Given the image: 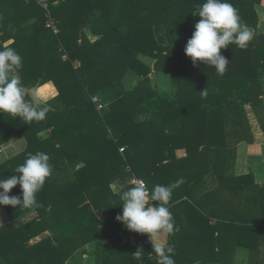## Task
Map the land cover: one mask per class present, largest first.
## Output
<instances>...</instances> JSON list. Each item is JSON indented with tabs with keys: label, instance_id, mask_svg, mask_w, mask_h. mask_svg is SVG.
<instances>
[{
	"label": "trees",
	"instance_id": "obj_1",
	"mask_svg": "<svg viewBox=\"0 0 264 264\" xmlns=\"http://www.w3.org/2000/svg\"><path fill=\"white\" fill-rule=\"evenodd\" d=\"M260 1L229 0L242 22L253 29V39L246 49L235 44L221 49L229 63L226 72L218 75L214 67L201 61L193 64L184 53L199 20L192 12L204 0H59L51 8L56 32L46 26L48 18L33 0H0V48L10 46L22 57L17 74L23 85L30 89L38 81L39 86L52 81L57 89L41 105L49 109L42 121L27 124L18 116L0 113V144L22 134L27 138L23 153L0 161V178L20 175L14 171L28 153L45 152L53 165L52 174L36 194L38 207L4 205L12 219L29 212L36 215L0 227V264H69L79 248L91 243L96 244L90 251L94 264H156L148 239L115 220L121 201L110 183L120 179L125 184L126 165L151 191L156 184L172 183L169 166L180 170L172 176L186 177L192 173L185 166L205 164L218 186L202 198L225 211L237 196L235 211L240 208L245 191L254 183L232 187L220 179L219 148L203 145L198 154L184 158H176L174 152L182 146L191 150L193 134L187 126L192 116L236 117L238 124L226 136L234 144L250 137L244 106L249 104L264 131ZM140 55L155 57L154 68ZM128 71L138 80L124 88ZM151 71L160 72L166 80L154 85ZM203 90L206 96L201 95ZM95 94L106 103L100 113L91 100ZM26 99L32 100L30 94ZM217 124L221 123H211ZM49 128V136L38 137ZM120 146H125L123 154ZM179 186L182 190L172 194L169 210L184 196L183 184ZM20 194L19 185L9 192ZM255 203L264 211V202ZM248 227L246 223L240 227L243 234L238 235V242L254 250L256 234H245ZM45 231L49 234L28 242ZM125 235L128 242L122 244ZM220 239L217 236L214 241L218 244ZM137 249L142 251L139 257L134 255ZM212 255L211 262L201 264H223L229 258L222 251ZM174 259L175 264L201 262L197 257L185 261L177 250Z\"/></svg>",
	"mask_w": 264,
	"mask_h": 264
},
{
	"label": "crops",
	"instance_id": "obj_2",
	"mask_svg": "<svg viewBox=\"0 0 264 264\" xmlns=\"http://www.w3.org/2000/svg\"><path fill=\"white\" fill-rule=\"evenodd\" d=\"M259 8L263 10L259 14L260 17V15L263 16L264 6L259 4ZM44 17H46L45 13ZM260 23L261 18H259L258 30L264 33V28H260ZM251 31L253 32V29ZM141 59L144 61L143 58ZM48 83L52 84L54 94L42 98L45 102L57 94V89L52 81H48L41 86ZM41 86L37 88L36 94ZM262 98L264 100V94ZM94 106L97 109V105L94 104ZM244 106L251 130L249 138L242 139L234 144H229L232 139L227 140L226 136L238 124L236 117L226 116L225 118L212 120L210 115L192 116L188 118L190 126H187L189 129L188 132L193 134V138L190 137L189 140L191 150L182 146L174 152L176 158H184L190 153L198 154L203 145L219 148L222 158L218 168L219 178L227 180L232 187L243 183H254L249 190L247 189L245 191V197L242 199V204L240 208L238 207L237 211H235L237 196H234V199H230V207L225 210L229 212L228 214L220 207H215L210 204L211 202L202 198L203 194L212 191L218 186L215 174L205 164L196 163L192 164V167L185 166V170L192 173V176H190L182 170V172L186 173V177L172 176V172L176 174L180 170L176 166H169L170 174L168 175L172 183L183 179V183L181 184L184 187L182 191L184 192V196L176 202L175 207L172 206V209H170L175 221V231L167 237V242L179 252V256L185 261L189 262L194 260L192 258L197 257L200 261L208 260L211 262L212 259L209 257L213 256L212 253L222 251L227 254V258L229 257V261L223 260V264H264V211L260 208V204L255 203L256 201L264 202V189L262 187L259 188V186L264 185V131L252 111L251 106L249 104H245ZM211 123L221 124H217V127H215ZM165 133H169V129H166ZM19 137L17 136L15 139ZM119 148H125V146H120ZM125 169L128 172L125 184L131 185L130 179L132 176H136L133 174L129 165H126ZM125 184H122L120 179H116L110 183V188L113 192H118ZM177 188L174 189L173 194L179 193L178 190H182L180 186ZM250 209L257 210L253 212ZM258 211L259 214H257ZM244 223L249 226L245 234H256L254 239L256 248L254 250L245 246L243 247L240 241L238 242V235H240V232L243 234L240 227L244 226ZM141 236L148 239L151 247L149 234L144 233ZM217 236H221L218 244L214 241ZM126 242H128L127 236L125 240H122V244ZM102 246H106V241H103ZM227 246L231 249H227ZM86 248V251L95 250L96 244H87ZM77 254L80 256L78 259L76 257ZM152 254L153 251L150 255ZM88 256H90L88 253H85V255H82V252L76 253L73 255V258H70L69 263L79 264L78 262L81 261V258L82 263L86 262L89 258L93 262L95 261L94 256Z\"/></svg>",
	"mask_w": 264,
	"mask_h": 264
},
{
	"label": "clouds",
	"instance_id": "obj_3",
	"mask_svg": "<svg viewBox=\"0 0 264 264\" xmlns=\"http://www.w3.org/2000/svg\"><path fill=\"white\" fill-rule=\"evenodd\" d=\"M192 15L199 17V20L194 24L191 37L186 42L185 55L191 58L193 64L201 61L204 65L214 67L218 75H223L229 59L221 54V49L230 44L246 49L253 39V32L242 22L238 10L229 0H204L197 5ZM21 67L22 57L14 48H0V113L18 116L27 124L42 121L49 109L41 106L39 100L26 99L31 90L23 85L17 74ZM200 93L202 96L207 95L206 90ZM52 171L53 165L48 154L39 151L28 153L24 162L14 171L20 175L0 178V205L14 208L38 207L36 194ZM181 183L183 179L167 185L156 184L150 191L142 181H135L117 192L121 212L115 216V220L130 231L149 234L156 264H175V249L167 242V237L175 231L169 204L174 189ZM16 185L20 186L21 194L9 195ZM141 254L140 249L134 253L137 257Z\"/></svg>",
	"mask_w": 264,
	"mask_h": 264
},
{
	"label": "rangeland",
	"instance_id": "obj_4",
	"mask_svg": "<svg viewBox=\"0 0 264 264\" xmlns=\"http://www.w3.org/2000/svg\"><path fill=\"white\" fill-rule=\"evenodd\" d=\"M260 4L262 6H264V0H261L260 1ZM257 9H258V6H257ZM261 11H263V10H261L259 8L258 9L259 14L261 13ZM263 17H264V13H263V16L260 15V18H261V23H260L261 26H260V28H264V18ZM140 58H143L144 59V61L146 62V64H148L150 66V69H153L154 68V65H155V57L153 58V57H148V56H145V55H140ZM128 72L123 77V83H124L123 86H124V88H127L132 83H135L138 80V77L135 75V73H133L132 71H128ZM149 76H150L153 84L154 85H157V86L161 85V83L163 82V79L166 80V78L165 77L162 78L161 73L160 72H157V71H151L150 74H149ZM37 94L42 99V98L46 97L47 95H53L54 94V88H53V86H52L51 83H48V84H46L44 86H41L38 89ZM95 96H97L98 99H100V104L103 105L102 108H99L97 106V109H96L94 107L96 110H100V111H98L100 113L102 110L105 109L106 103L102 101V97L99 96V94L98 95L95 94ZM50 132H51V129L50 128L49 129H44L40 133H38L37 135H38V137H40L41 139H43V138L49 136L50 135ZM26 143H27V138H26L25 135L22 134V135H20V137L18 139L13 138V139L7 141L6 143L0 144V161L1 160H6V159H10V158L18 155L19 153H23V151L25 149V146H26ZM250 210H252L253 212H255V210H257V209H250ZM257 214H259V211L257 212ZM34 215H36L35 212H29V213H25V215H23V217L20 218L19 220L12 219V217H10L9 214L6 212V210L4 208V205H0V227L7 226L9 224V222H13L15 224H18L20 220H22V219L28 220L31 217H33ZM48 234L49 233H47L45 231V232L39 234L37 237L31 238L30 240H28V242L29 243H35V242H37L38 240H40L41 238H43L44 236H46ZM86 245L85 246H82L81 248H79L77 250V252L78 253L82 252V255H85V253L90 254V251L91 250L86 251V249H87L86 248ZM258 247H259V245H258ZM88 249H90V248H88ZM227 249H231V248L227 246ZM90 256H92V255L90 254ZM90 256H88V257H90ZM76 257H77V259L80 258L79 254H77ZM86 257H87V255H86ZM91 258H93V257H91ZM88 261L90 262V264H94V262H93L92 259L89 258ZM202 261H201V263H202ZM80 262L82 263V258H81V261Z\"/></svg>",
	"mask_w": 264,
	"mask_h": 264
},
{
	"label": "built area",
	"instance_id": "obj_5",
	"mask_svg": "<svg viewBox=\"0 0 264 264\" xmlns=\"http://www.w3.org/2000/svg\"><path fill=\"white\" fill-rule=\"evenodd\" d=\"M33 1L42 8V10L45 13V16L48 18L46 26L52 27L54 29V32H56L55 26L53 24V18L51 16L52 15L51 14V8H52V6H55L59 0H33ZM91 100L99 108L102 107V104H100V100L98 99L97 96H92ZM119 149H120L121 153L124 152V148H119ZM135 181H142L145 184V182L142 179L132 176V178L130 179V182L133 183ZM125 239H126V236H123L122 240H125ZM66 264H67V262H66Z\"/></svg>",
	"mask_w": 264,
	"mask_h": 264
},
{
	"label": "water",
	"instance_id": "obj_6",
	"mask_svg": "<svg viewBox=\"0 0 264 264\" xmlns=\"http://www.w3.org/2000/svg\"><path fill=\"white\" fill-rule=\"evenodd\" d=\"M39 85H40V81H38L35 85H33V86L30 88L31 91H30L29 94H30L32 100H33V99H35V100H39V101L42 102L41 105H44V104H45V101L42 100L41 98H39L38 95L36 94V90H37V88L39 87Z\"/></svg>",
	"mask_w": 264,
	"mask_h": 264
}]
</instances>
